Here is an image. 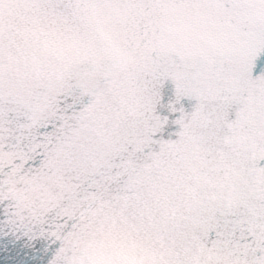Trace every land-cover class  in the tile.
<instances>
[{
	"label": "snow or ice",
	"instance_id": "snow-or-ice-1",
	"mask_svg": "<svg viewBox=\"0 0 264 264\" xmlns=\"http://www.w3.org/2000/svg\"><path fill=\"white\" fill-rule=\"evenodd\" d=\"M0 264H264V0H0Z\"/></svg>",
	"mask_w": 264,
	"mask_h": 264
}]
</instances>
